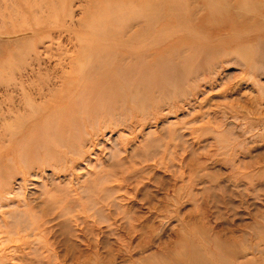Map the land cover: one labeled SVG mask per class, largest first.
I'll list each match as a JSON object with an SVG mask.
<instances>
[{
  "label": "rangeland",
  "instance_id": "rangeland-1",
  "mask_svg": "<svg viewBox=\"0 0 264 264\" xmlns=\"http://www.w3.org/2000/svg\"><path fill=\"white\" fill-rule=\"evenodd\" d=\"M0 264H264V0H0Z\"/></svg>",
  "mask_w": 264,
  "mask_h": 264
}]
</instances>
